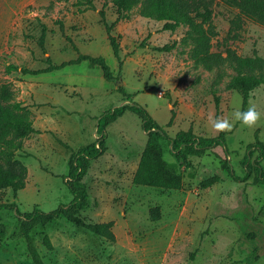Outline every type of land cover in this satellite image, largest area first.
Segmentation results:
<instances>
[{"label":"rangeland","instance_id":"rangeland-1","mask_svg":"<svg viewBox=\"0 0 264 264\" xmlns=\"http://www.w3.org/2000/svg\"><path fill=\"white\" fill-rule=\"evenodd\" d=\"M0 0V84H11L16 100L29 111L39 130L23 139L16 158L27 167L24 187L0 188V203L14 202L19 211H51L73 195L65 183L73 152L104 134L105 151L90 161L78 182L88 192L79 215L86 222H111L113 240L61 217L37 226L32 240L44 264H264V185L235 180L244 174L246 145L264 143V84L249 94L245 109L261 113L259 126L234 122L221 145L196 152L199 142L181 151L160 139L163 158L182 177L179 189L132 182L147 131L141 118L125 110L102 129V115L121 104H138L169 136L179 131L195 137L217 136L209 115L233 120L242 111V95L228 87L234 71L226 64L207 70L190 56L187 26L162 29L134 6L117 18L111 1ZM210 14L201 15L211 31L213 52L227 49L243 56L264 57V24L239 14L219 0H205ZM119 44L114 56L99 10ZM44 31V53L38 45ZM169 46L165 48L164 46ZM78 53L102 56L116 80H105L98 65L87 60L38 74L20 68L47 66L74 59ZM8 64L18 66L7 71ZM120 74V75H118ZM129 96L126 98L123 91ZM254 152L251 159L255 158ZM264 167V160L261 161ZM218 180L203 187L201 181ZM158 207L152 219L150 208ZM5 231L0 236V264H33L19 231L17 213L0 210ZM47 234L52 243L43 241Z\"/></svg>","mask_w":264,"mask_h":264},{"label":"trees","instance_id":"trees-1","mask_svg":"<svg viewBox=\"0 0 264 264\" xmlns=\"http://www.w3.org/2000/svg\"><path fill=\"white\" fill-rule=\"evenodd\" d=\"M111 1L116 7L117 18L125 16L134 6L139 5L141 15L163 21L162 29L173 30L174 28L187 26L186 38L191 44L190 56L196 64L203 66L207 70L221 67L226 64L234 71L228 81V87L238 91L242 95V111H246L245 105L251 91L264 84V57L243 56L237 54L232 49H227L225 55L220 52H213L211 46L210 27L206 26L204 19H198L203 13L210 14V8L205 0H106ZM222 3L234 6L239 14L264 24V0H219ZM85 9H95L93 0H79ZM102 18L107 38L111 45L114 56L121 65L119 56V44L116 37L111 34V25L104 20L103 9L99 10ZM44 31L41 33L38 45L45 53ZM169 48V46H164ZM87 60L98 65L105 80H116L113 77L110 67L102 56H93L78 53L74 59L52 62L46 56L47 66L39 69L20 68L22 73L38 74L61 68L70 63H77ZM15 64H8L7 71L17 70ZM120 75V74H118ZM123 91V87L119 86ZM127 98L129 94L123 91ZM125 110H131L138 114L142 121L143 128L147 131L146 144L141 152L136 170L132 175V182L139 185H148L164 189H179L182 185V177L176 169L170 165L162 155L160 139L167 140L177 151H181L182 145L185 148L189 143L199 142L200 147L195 151L201 152L205 148L221 145L226 153L228 149L225 143L224 132L211 138L197 136L193 139L187 132L179 131L174 136H169L166 131L154 120L145 107L138 104H121L102 115V129L114 121ZM39 130L33 127L29 111L21 101L16 100L15 92L10 83L0 84V188L9 187L14 192L24 187L27 174L26 165L16 158V151L22 148L23 139ZM105 151L104 134L97 137L93 142L81 147L73 152L68 159V173L65 176V183L71 191L73 198L66 205H60L54 210L43 211L37 206L31 211L21 212L14 202L0 203L1 209H11L17 213L19 231L23 235L27 251L33 264H44L40 253L33 243L31 232L39 225H45L58 218L85 227L90 231L105 236L113 240L111 222H86L80 215V210L86 205L88 199L87 189L79 185L78 182L86 174L90 161L97 158ZM254 152L255 158L251 159ZM264 160V143L258 139L246 145V153L243 156L242 165L244 174L238 176L232 171L230 175L235 180L250 181L252 183L264 185V167L261 161ZM218 180V176L213 175L201 181L203 187L212 185ZM152 219L159 217L158 207L149 210ZM5 226L0 222V236L4 234ZM44 245L52 249V243L47 234L42 238Z\"/></svg>","mask_w":264,"mask_h":264},{"label":"clouds","instance_id":"clouds-1","mask_svg":"<svg viewBox=\"0 0 264 264\" xmlns=\"http://www.w3.org/2000/svg\"><path fill=\"white\" fill-rule=\"evenodd\" d=\"M232 116L233 120L230 121L228 118L215 117L210 114L208 123L216 134L220 132H230L234 127L235 121H239L242 126L255 128L259 126L261 113L255 106H249L246 111H241L239 109L234 110Z\"/></svg>","mask_w":264,"mask_h":264}]
</instances>
